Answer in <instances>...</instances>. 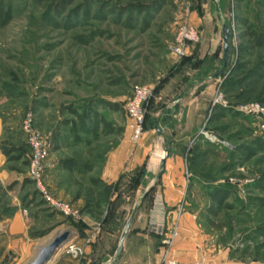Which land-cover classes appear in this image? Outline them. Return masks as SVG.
<instances>
[{
	"label": "rangeland",
	"instance_id": "obj_1",
	"mask_svg": "<svg viewBox=\"0 0 264 264\" xmlns=\"http://www.w3.org/2000/svg\"><path fill=\"white\" fill-rule=\"evenodd\" d=\"M0 11L8 12L0 19V119L13 137L25 143L21 124L31 113L35 126L50 136L47 158L88 157L91 150L95 165L90 174L101 177L107 157L127 131L130 140L124 106L133 85L152 88L146 129L153 128L155 121L160 128L161 116L178 94L200 96L205 111L199 130L205 127L229 146L209 141L198 135L199 130L188 140L184 159L192 166V178L186 199L201 207L199 220L225 238L230 258L238 264H264V47L255 46L250 34H264V0H218L217 4L214 0H0ZM183 21L200 35L184 59L170 51ZM222 23L232 33L226 67L220 61ZM5 82L18 86L17 97L2 95ZM103 102L115 103L120 110L102 107ZM89 103L119 133H79L82 140L76 142L70 108L81 111ZM253 105L263 113L246 111ZM55 136L59 141L53 148ZM135 171L115 181L117 190L110 203L100 209L90 203L86 210L88 198L93 202L95 197L90 194L89 173H54L55 182L62 181L66 188L62 198L47 186L44 173L51 195L80 213L73 219L43 201L44 215L54 216L50 224H57L42 238L54 237L63 229L69 235L66 244L81 239L77 244L84 248L78 259L64 253L60 264L114 263L134 205L138 202L137 216L151 200V192L140 196L156 171L143 181ZM143 174L149 175L146 170ZM221 185L228 195L216 205L211 192ZM79 199L80 206L75 203ZM59 251L48 264L60 259Z\"/></svg>",
	"mask_w": 264,
	"mask_h": 264
},
{
	"label": "crops",
	"instance_id": "obj_2",
	"mask_svg": "<svg viewBox=\"0 0 264 264\" xmlns=\"http://www.w3.org/2000/svg\"><path fill=\"white\" fill-rule=\"evenodd\" d=\"M176 103L177 108L170 114L169 119L161 120L158 129L145 128L136 146L130 143L127 131L104 164L101 178L105 182H115L121 174L140 166H145L149 174L145 178L150 179V174L154 171L156 177L161 160L164 159V167L159 179L157 178L158 181L155 177L150 179V185L155 184V189L148 208L134 217L123 243V251L119 260L114 263L161 264L163 255L161 237L148 228L153 217H158L169 227L172 223L177 224V236L170 249V255L177 261L198 259L207 264H238L228 256L229 249L225 245V238L216 233L212 226L207 227L199 220L198 214H202L201 207L192 205L186 199L189 196L186 179L188 169L183 147L187 146L188 140L204 123V99L198 95L191 97L182 95ZM13 136L4 128L0 119V141L9 140L16 143L18 139ZM178 146L181 149H178ZM164 150L168 155L163 158ZM59 158L63 156L56 159L47 158L45 177L51 191L62 198L65 195V185H62V181H59L61 184L55 182L52 177L57 172L66 173L57 169ZM13 164L18 165L7 162L5 155L0 151V264H30L39 250L50 242L43 241L50 235L42 237L57 223L50 224L54 216L52 218L45 216L43 205L35 207L32 204L28 207L22 205V198L26 194L28 196L25 202L31 197L32 186L28 183L23 184V179L27 176V167H23L24 172L19 173L9 169L8 166ZM158 197L162 198L163 212L154 205ZM75 203L80 206V199ZM180 206L183 207V211L177 216ZM41 220L46 221L45 225L40 224ZM61 259L62 257L54 264H60Z\"/></svg>",
	"mask_w": 264,
	"mask_h": 264
},
{
	"label": "built area",
	"instance_id": "obj_3",
	"mask_svg": "<svg viewBox=\"0 0 264 264\" xmlns=\"http://www.w3.org/2000/svg\"><path fill=\"white\" fill-rule=\"evenodd\" d=\"M199 38V31L196 27L184 21L180 22L176 29L174 42L170 47L172 55L177 58H182L190 55V46L197 43L199 41ZM151 95L152 88L150 86L135 84L132 88V96L124 106L125 113L128 119V128L130 130V140L133 144H138L141 136L143 135L146 105ZM246 111L263 113V109L258 105L250 106V108ZM21 129L24 133L26 142L30 150L28 157L29 164L27 169V177L33 182L39 196L52 210L60 212L61 214L73 219L80 218V213L76 209H74L72 205L55 199L44 183L46 160L50 149L49 134L42 133L35 126L34 118L31 113L26 114L25 118L22 121ZM198 135H202L204 138L208 139L211 142L229 146V143L220 140L215 134L208 131L205 127H202L199 130ZM190 176L191 174L187 172L186 179L188 180ZM154 205L156 209H159L163 212L164 205L161 197L157 198V200L154 202ZM182 211L183 207L180 206L177 211V216H179ZM24 212L26 211L24 210ZM148 228L151 232L161 237V243L163 246L161 264H207L204 261L198 259L179 262L170 255V249L178 232L176 223H172V225L169 227L162 219L153 217V220L150 221ZM83 252V246L75 242H70L64 247V253L74 259L82 257Z\"/></svg>",
	"mask_w": 264,
	"mask_h": 264
},
{
	"label": "trees",
	"instance_id": "obj_4",
	"mask_svg": "<svg viewBox=\"0 0 264 264\" xmlns=\"http://www.w3.org/2000/svg\"><path fill=\"white\" fill-rule=\"evenodd\" d=\"M6 16H8V12L0 11L1 21H3ZM250 34L252 35V41L255 44V46L264 47V34L263 33L251 32ZM231 43H232V33H231ZM184 58L186 57H182V59ZM220 61H221V64L223 65L222 57L220 58ZM2 87H3L1 88V91L3 92L2 95H4L6 98L17 97L19 95L18 86L16 84L5 82L2 84ZM178 95H180V97L182 96L181 93ZM148 105L149 104L147 102L146 114H145V120H144V129L146 128L147 117H149V115L147 114ZM102 107H108L109 109H112L115 111L120 110V107L117 106V104L111 103V102H103ZM96 109L97 108L93 103L87 104L86 106L83 107L81 111L75 108L74 109L70 108L71 114L75 117V119L72 122L73 123L72 125L74 128L73 129V134H74L73 139L76 142H80L82 140V138H80L79 133H83L85 135L97 134L99 131L103 132L104 134H109V135L119 133V129L115 128V126L111 122L106 121V119L104 118V115L98 112ZM169 110H170V107H167L164 114L161 116L162 120L169 119V116H168ZM155 122L153 123V127L158 129ZM58 141H59L58 136H55L52 140L54 144V145L52 144L53 148L56 147L55 143H57ZM206 142L210 144L208 141ZM0 151L5 155L7 162L18 163V165H15V164L9 165L8 166L9 169L15 170L19 173L24 172L23 167H27L28 169V164H29L28 157H29L30 150H29V146L26 141L24 143V142L17 140L16 143H11L9 140H1L0 141ZM90 151H89L88 157H83L80 154H76V155L69 156V157L59 158L57 162V169L61 171H65L67 174H69V176H72V175L81 176L86 173L90 174L93 171L94 165H95V163L92 161V155H91L92 153ZM190 154L191 153H188V156H190ZM187 169H188V172L191 173V176H190V179H191L192 178V172H191L192 166L190 164H187ZM144 170H145V166H140L137 168V171H135V175L136 177H138L139 181H143L144 179H146L145 178L146 174L145 175L143 174ZM27 183L32 186V191L30 192L31 197L28 198L25 202V199L28 196L26 194L25 197L22 198V202H21L22 205L24 207H28L29 204H32L34 207L42 205L44 200L39 196L37 190L34 187L33 182L27 176H25V178L23 179V184H27ZM88 183L91 188L90 194L93 193L95 197L93 198V202H91L92 200L90 199V197L88 198L87 203L85 204L83 210H86V208L89 207L90 203H93L97 208L100 209L102 207V204H105L108 202L110 203L112 201L113 194L117 190V182L108 183V182H105L101 177L93 176L90 174L88 176ZM154 189H155V184L144 195L142 193L140 198L141 199L145 198L150 192L152 193ZM227 191H228L227 188L223 187L222 185L216 186L213 188L211 192L210 199L216 205H220L227 198V195H228ZM93 211L90 210L89 212L92 213ZM57 213H60V212H57ZM98 215L100 214L99 213L95 214V216H98ZM73 225L76 226V228H78L79 230L82 229V226L80 225L79 222H73Z\"/></svg>",
	"mask_w": 264,
	"mask_h": 264
},
{
	"label": "water",
	"instance_id": "obj_5",
	"mask_svg": "<svg viewBox=\"0 0 264 264\" xmlns=\"http://www.w3.org/2000/svg\"><path fill=\"white\" fill-rule=\"evenodd\" d=\"M214 2L217 4L218 0H214ZM221 37H222V42H223L222 43V60H223V66L226 67L228 65L230 59H231L232 46H231L230 27L227 26L225 23H222ZM179 97H180V95H178L173 100V107H170L168 116H170V114L173 112V110H175L177 108L176 101ZM163 167H164V159L161 160L160 170L158 171V173L155 177L156 179L160 177ZM152 186H153V184H151L147 188V190L143 193V195ZM137 209H138V202L134 205V207H133V209H132V211H131V213H130V215H129L126 223H125V226L122 230L116 251H115L113 259H112V263L115 262L119 258V256L121 255V253L123 251V243H124V240L128 234V231H129L131 223L135 217ZM68 236H69L68 232H64V233L56 236L52 241H50L48 244H46L45 246H43L39 250L36 257L34 258V260L30 264H48L49 261L51 260L52 256L59 250H60L59 256L61 257V255L64 254V247H65L66 241L68 240ZM55 262H53L52 264H54ZM98 264H100V263H98Z\"/></svg>",
	"mask_w": 264,
	"mask_h": 264
},
{
	"label": "bare ground",
	"instance_id": "obj_6",
	"mask_svg": "<svg viewBox=\"0 0 264 264\" xmlns=\"http://www.w3.org/2000/svg\"><path fill=\"white\" fill-rule=\"evenodd\" d=\"M159 156H160V155H159ZM161 157H162V156H161ZM159 159H160V158H159ZM64 231H66V230H63V229H62V230H59V231L55 234V236H56V235L58 236V235L62 234ZM67 231H68V230H67ZM71 231H72V230H71ZM52 238H54V237H53V236L49 237L48 239L45 240V242H46V241H51Z\"/></svg>",
	"mask_w": 264,
	"mask_h": 264
}]
</instances>
